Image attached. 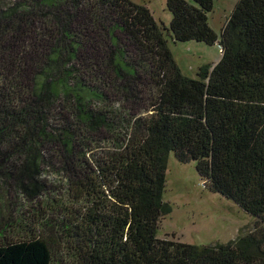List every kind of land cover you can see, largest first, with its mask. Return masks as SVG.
<instances>
[{
    "label": "trees",
    "instance_id": "obj_1",
    "mask_svg": "<svg viewBox=\"0 0 264 264\" xmlns=\"http://www.w3.org/2000/svg\"><path fill=\"white\" fill-rule=\"evenodd\" d=\"M166 5L168 26L132 0H0V264H264V0L220 39L212 0ZM166 35L221 57L186 76ZM170 151L253 230L157 237Z\"/></svg>",
    "mask_w": 264,
    "mask_h": 264
},
{
    "label": "rangeland",
    "instance_id": "obj_2",
    "mask_svg": "<svg viewBox=\"0 0 264 264\" xmlns=\"http://www.w3.org/2000/svg\"><path fill=\"white\" fill-rule=\"evenodd\" d=\"M148 7L155 21L168 26L171 13L167 0H132ZM238 0H212L208 12V24L220 34L227 18ZM167 44L175 63L181 72L196 78L199 66L215 63L221 57L218 42L188 40L174 41L166 35ZM163 200L171 211L158 221L156 235L159 238L181 241L190 244L214 245L226 243L252 231L255 217L242 210L235 202L219 193L209 190L195 169V162H180L173 151L168 153ZM8 210L1 206L0 215L6 217ZM15 212H10L14 215ZM8 238L17 239L22 232H6Z\"/></svg>",
    "mask_w": 264,
    "mask_h": 264
}]
</instances>
